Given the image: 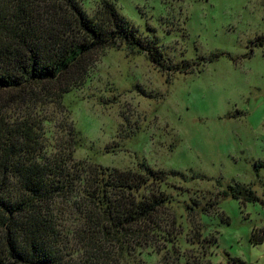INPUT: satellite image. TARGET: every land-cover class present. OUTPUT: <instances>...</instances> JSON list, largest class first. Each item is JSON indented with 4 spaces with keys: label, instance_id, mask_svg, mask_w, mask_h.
Listing matches in <instances>:
<instances>
[{
    "label": "rangeland",
    "instance_id": "374dc122",
    "mask_svg": "<svg viewBox=\"0 0 264 264\" xmlns=\"http://www.w3.org/2000/svg\"><path fill=\"white\" fill-rule=\"evenodd\" d=\"M99 1L80 0L89 16ZM109 1L140 36L157 39L168 62L189 61L194 71L162 72L125 48L100 53L57 107V120L70 115L80 133L75 160L183 174L162 185L182 238L197 229L214 237L211 264H264V242H250L264 233V0ZM236 184L258 201L224 198Z\"/></svg>",
    "mask_w": 264,
    "mask_h": 264
},
{
    "label": "trees",
    "instance_id": "16d2710c",
    "mask_svg": "<svg viewBox=\"0 0 264 264\" xmlns=\"http://www.w3.org/2000/svg\"><path fill=\"white\" fill-rule=\"evenodd\" d=\"M121 48L162 72L194 71L189 61L168 62L157 39L140 36L109 0L92 16L80 0H0V264H146L154 255L156 264H211L216 239L198 229L182 238L166 209L173 200L162 185L183 174L76 161L80 133L68 113L57 120L95 57ZM222 196L258 201L239 184ZM250 242L263 243L264 233Z\"/></svg>",
    "mask_w": 264,
    "mask_h": 264
}]
</instances>
